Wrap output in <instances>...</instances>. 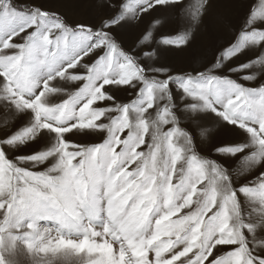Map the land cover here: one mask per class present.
<instances>
[{"label":"rangeland","instance_id":"rangeland-1","mask_svg":"<svg viewBox=\"0 0 264 264\" xmlns=\"http://www.w3.org/2000/svg\"><path fill=\"white\" fill-rule=\"evenodd\" d=\"M256 3L0 0V264H264Z\"/></svg>","mask_w":264,"mask_h":264},{"label":"snow or ice","instance_id":"snow-or-ice-1","mask_svg":"<svg viewBox=\"0 0 264 264\" xmlns=\"http://www.w3.org/2000/svg\"><path fill=\"white\" fill-rule=\"evenodd\" d=\"M259 3H260V0H257V3L254 4L253 7H252V10H250V12H249V19H250V21H251V17H252V15H253V11L255 10V8L257 7V4H259ZM237 151H239V152H243V151H244V146H240V147L237 149ZM230 154H231V155H236L237 153H236V152H232V153H230ZM259 179H261V183H264V174H262L261 177H260Z\"/></svg>","mask_w":264,"mask_h":264},{"label":"clouds","instance_id":"clouds-1","mask_svg":"<svg viewBox=\"0 0 264 264\" xmlns=\"http://www.w3.org/2000/svg\"><path fill=\"white\" fill-rule=\"evenodd\" d=\"M111 186V181L109 180V187ZM98 190V189H97ZM135 207V206H134ZM148 209H145V212H147Z\"/></svg>","mask_w":264,"mask_h":264}]
</instances>
